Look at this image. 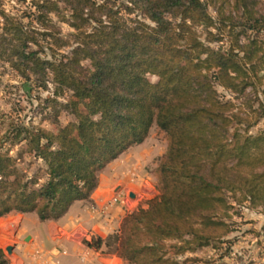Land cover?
I'll return each instance as SVG.
<instances>
[{
	"label": "trees",
	"instance_id": "1",
	"mask_svg": "<svg viewBox=\"0 0 264 264\" xmlns=\"http://www.w3.org/2000/svg\"><path fill=\"white\" fill-rule=\"evenodd\" d=\"M3 1L0 62L23 78L51 76L57 94L71 93L63 107L74 119L54 132L17 131L43 163L33 175L0 141V219L60 220L154 126L168 141L159 195L127 214L113 237L122 259L197 263L186 256L230 242L231 200L264 209V131L251 133L264 118L261 0H20L31 7L28 23ZM250 94L260 95L257 107ZM0 264H9L2 249Z\"/></svg>",
	"mask_w": 264,
	"mask_h": 264
},
{
	"label": "rangeland",
	"instance_id": "2",
	"mask_svg": "<svg viewBox=\"0 0 264 264\" xmlns=\"http://www.w3.org/2000/svg\"><path fill=\"white\" fill-rule=\"evenodd\" d=\"M3 9L11 15L23 18L25 23L29 22L27 13L31 11V7L28 3H23L20 0H4ZM210 11L216 17L215 12L212 9ZM258 11L264 15V0L260 1ZM58 26L64 35L72 32V29L66 24L59 23ZM262 41L264 43V38ZM43 45L46 54L42 57L51 60L52 52L47 48L49 44L43 42ZM69 51L70 49L67 48L61 50L60 53L67 54ZM262 75L264 76V71ZM150 79L156 81L154 77H150ZM219 90L222 95L229 99L237 97L222 88ZM70 96V92L57 94V86L51 76L44 79L35 76H31L29 79L23 78L9 64L0 62V141L3 142V151H9L13 157H19L20 169L29 175H33L37 169L43 166V163L28 153V146L25 141L17 142L15 138L17 131L22 128L35 127L54 132L57 129L55 123L67 124L74 119L63 107ZM259 97L260 95L250 94L248 99L257 107ZM57 112L59 113L58 116ZM263 131L264 118L251 130V133L256 135ZM141 146L137 145L133 148L138 149L136 155L140 164L137 165L139 167L132 168L128 176L131 181L144 179V187L151 190L149 193L152 194V197L147 199L149 193L146 191L145 202L139 206L136 202L131 209H127V214L139 207L146 208L147 202L159 195L158 169L168 148L166 134L154 126L146 143L140 149ZM137 170L140 172L137 173ZM130 191L127 188L126 193L119 194H130ZM231 203L235 206L237 213L233 218L234 233L228 238L230 242L221 245L219 249L206 248L196 254H188L186 258L200 260L197 263L189 264H264V209L252 208L248 202L236 204L234 200H231ZM11 217L16 218L0 220V249L4 251L9 264L82 263L75 255H71L74 254V250L66 248L56 236L51 240L44 238L45 224L38 220L36 214H27L28 218L24 223L27 230L21 226L22 215L14 214ZM32 219H36V222ZM99 240L100 238L92 237L89 240H83L82 244L87 248L98 250L100 248L98 246ZM105 244L107 248L105 247L104 253L116 252L117 243L113 238L106 241ZM9 246L14 248L12 255L7 251Z\"/></svg>",
	"mask_w": 264,
	"mask_h": 264
},
{
	"label": "crops",
	"instance_id": "3",
	"mask_svg": "<svg viewBox=\"0 0 264 264\" xmlns=\"http://www.w3.org/2000/svg\"><path fill=\"white\" fill-rule=\"evenodd\" d=\"M145 143L146 141L141 145L143 146ZM134 147L135 146L131 147L107 166L103 171L104 173L99 177L98 188L94 191L89 200L74 203L69 212L58 221L44 222V238L46 240H51L54 236L59 238L66 248H72L74 250V254L71 255H75L79 258V260L82 261L81 264H129L114 251L111 253H104L105 247L107 248L105 242L111 240L119 231L127 215V209L122 206H115L107 215L94 212L92 209L93 207L100 208L103 206L114 193H117V195L119 193H126L127 188L131 190V197L134 195L132 197L133 200L129 201L130 209L136 202H138V206L145 202L144 198L146 196V191L149 193L151 190L145 189L143 184L144 179L131 181L128 176L130 170L139 167L137 165L140 164V160L136 155L138 149H133ZM139 172L140 171L137 170V173ZM14 214L22 215L20 223L21 226L27 230L24 224L28 218L27 214L12 212L3 218H16L11 217ZM32 220L36 222V219ZM92 237L102 240L98 250L87 248L82 244L83 240H89Z\"/></svg>",
	"mask_w": 264,
	"mask_h": 264
},
{
	"label": "built area",
	"instance_id": "4",
	"mask_svg": "<svg viewBox=\"0 0 264 264\" xmlns=\"http://www.w3.org/2000/svg\"><path fill=\"white\" fill-rule=\"evenodd\" d=\"M133 200L132 197L130 196V194H126V195H114L108 202H106L103 206H101L100 208L98 207H93V211L94 212H98L104 215H107L110 213L111 209L115 206H122L126 209H130L129 208V201Z\"/></svg>",
	"mask_w": 264,
	"mask_h": 264
},
{
	"label": "water",
	"instance_id": "5",
	"mask_svg": "<svg viewBox=\"0 0 264 264\" xmlns=\"http://www.w3.org/2000/svg\"><path fill=\"white\" fill-rule=\"evenodd\" d=\"M134 195H132V197H133ZM7 251H8V253L10 254V255H12L13 254V251H14V248L12 247V246H9V247H7Z\"/></svg>",
	"mask_w": 264,
	"mask_h": 264
}]
</instances>
